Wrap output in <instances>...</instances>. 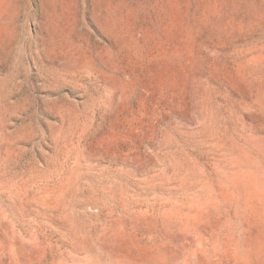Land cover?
Wrapping results in <instances>:
<instances>
[{
    "label": "rangeland",
    "instance_id": "obj_1",
    "mask_svg": "<svg viewBox=\"0 0 264 264\" xmlns=\"http://www.w3.org/2000/svg\"><path fill=\"white\" fill-rule=\"evenodd\" d=\"M264 0H0V264H264Z\"/></svg>",
    "mask_w": 264,
    "mask_h": 264
},
{
    "label": "bare ground",
    "instance_id": "obj_2",
    "mask_svg": "<svg viewBox=\"0 0 264 264\" xmlns=\"http://www.w3.org/2000/svg\"><path fill=\"white\" fill-rule=\"evenodd\" d=\"M264 184V183H263Z\"/></svg>",
    "mask_w": 264,
    "mask_h": 264
}]
</instances>
